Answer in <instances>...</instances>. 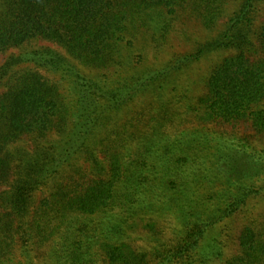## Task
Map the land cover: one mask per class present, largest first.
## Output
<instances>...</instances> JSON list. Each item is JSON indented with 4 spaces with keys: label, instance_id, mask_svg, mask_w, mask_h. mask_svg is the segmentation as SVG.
<instances>
[{
    "label": "trees",
    "instance_id": "obj_1",
    "mask_svg": "<svg viewBox=\"0 0 264 264\" xmlns=\"http://www.w3.org/2000/svg\"><path fill=\"white\" fill-rule=\"evenodd\" d=\"M0 264H264V0H0Z\"/></svg>",
    "mask_w": 264,
    "mask_h": 264
},
{
    "label": "rangeland",
    "instance_id": "obj_2",
    "mask_svg": "<svg viewBox=\"0 0 264 264\" xmlns=\"http://www.w3.org/2000/svg\"><path fill=\"white\" fill-rule=\"evenodd\" d=\"M46 46H50V45H46ZM209 66V62H202V64H200L199 67L196 68V71L198 73H204V71L208 68ZM49 76L50 79L54 80V81H58L57 79V76L55 75H50V74H47Z\"/></svg>",
    "mask_w": 264,
    "mask_h": 264
}]
</instances>
